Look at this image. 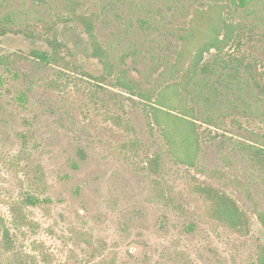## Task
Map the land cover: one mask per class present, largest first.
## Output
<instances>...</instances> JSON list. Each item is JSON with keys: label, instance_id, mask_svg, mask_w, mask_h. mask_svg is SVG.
I'll list each match as a JSON object with an SVG mask.
<instances>
[{"label": "rangeland", "instance_id": "1", "mask_svg": "<svg viewBox=\"0 0 264 264\" xmlns=\"http://www.w3.org/2000/svg\"><path fill=\"white\" fill-rule=\"evenodd\" d=\"M241 1L226 0L224 11L246 26L241 44L206 60L218 69L246 54L253 76L244 73L229 90L217 81L221 66L209 78L216 93L188 96L200 135L196 166L170 153L146 101L114 85L92 56L84 26L63 20L71 15L66 0L3 1L12 31L0 39V264H257L264 168H254L244 148L264 146V0ZM207 6L81 0L78 12L99 14L96 32L117 70L156 97L180 77L173 72L184 43L177 30ZM50 27L76 69L32 55L51 52ZM157 154L161 166L153 173ZM199 185L234 198L250 232L210 218Z\"/></svg>", "mask_w": 264, "mask_h": 264}, {"label": "trees", "instance_id": "2", "mask_svg": "<svg viewBox=\"0 0 264 264\" xmlns=\"http://www.w3.org/2000/svg\"><path fill=\"white\" fill-rule=\"evenodd\" d=\"M0 0V6L3 4ZM208 6L196 9L191 18V24L187 28H179L177 35L183 40V47L177 51V59L173 64V72L180 75L179 79L167 84L156 97L148 90H144L141 82L132 78L125 68L117 70L116 62L111 52L103 46L97 32L95 22L99 14L92 12L85 14L78 12L81 0H66V8L71 12L67 19L80 22L89 37L91 54L104 66L105 73L114 78V85L125 90L132 96L146 101L149 105L148 117H151L161 130L168 145L169 151L178 162L188 166H196L200 153V135L197 129L196 107L189 105V95L200 97L205 90L217 92V87L209 80L211 75H217V70L224 69L222 75L217 78L220 84H224L229 90H234L244 79V73L253 76V67L246 54L233 57L231 62L213 68L206 55L217 52L222 53L232 44H241L237 38L246 31L242 22H233L224 16L226 0H207ZM234 1V0H233ZM247 0H242L245 4ZM0 39L12 31L9 27V17L0 13ZM46 42L51 52L34 50L32 55L41 62L58 63L65 68L76 69L77 65L63 55L67 48L66 43L59 39L57 29L50 27ZM245 61L247 63L245 64ZM244 66V67H243ZM102 79V77H101ZM261 87V86H260ZM209 100V98L207 97ZM244 150L250 155L252 166L257 169L264 168V146H247ZM161 155H155L151 160V171L158 172L161 166ZM197 192L209 202L208 214L213 220L226 225L239 234L250 232V219L246 212L239 206L234 198L212 185H199ZM32 204L38 199L31 198ZM258 219L264 227V210L258 212ZM9 231H4L5 239L9 237ZM9 248V246H8ZM257 264H264V245L258 247Z\"/></svg>", "mask_w": 264, "mask_h": 264}]
</instances>
